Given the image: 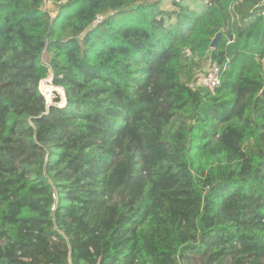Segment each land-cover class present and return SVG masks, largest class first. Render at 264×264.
<instances>
[{
  "label": "trees",
  "instance_id": "obj_1",
  "mask_svg": "<svg viewBox=\"0 0 264 264\" xmlns=\"http://www.w3.org/2000/svg\"><path fill=\"white\" fill-rule=\"evenodd\" d=\"M46 1L0 0V264H264V0Z\"/></svg>",
  "mask_w": 264,
  "mask_h": 264
},
{
  "label": "built area",
  "instance_id": "obj_2",
  "mask_svg": "<svg viewBox=\"0 0 264 264\" xmlns=\"http://www.w3.org/2000/svg\"><path fill=\"white\" fill-rule=\"evenodd\" d=\"M104 16L100 15L97 21H101ZM222 66L219 63L214 62L207 71L199 74L197 85L206 86L211 90H214L221 82Z\"/></svg>",
  "mask_w": 264,
  "mask_h": 264
},
{
  "label": "rangeland",
  "instance_id": "obj_3",
  "mask_svg": "<svg viewBox=\"0 0 264 264\" xmlns=\"http://www.w3.org/2000/svg\"><path fill=\"white\" fill-rule=\"evenodd\" d=\"M196 1H197V0H196ZM197 2H198V1H197ZM45 7H46V9H48V10H52V8H53L52 4H51L50 1H48V0H47L46 3H45ZM211 65H212V64H208V65L206 66V68H205L204 71H207V70L210 68ZM40 88H41V90L43 89L42 91H44L48 96L51 95L52 92H53L55 89H57L58 91H54V92H53V95L50 97L49 102H50V103H55V102H54V99L59 95L60 98H61V100L58 102V105H63V104L65 103V96H64V93H63V88L55 86V85L52 83V79H51V77L48 76V78L44 79V80L41 82V84H40ZM50 91H51V92H50ZM47 101H48V100H47Z\"/></svg>",
  "mask_w": 264,
  "mask_h": 264
},
{
  "label": "water",
  "instance_id": "obj_4",
  "mask_svg": "<svg viewBox=\"0 0 264 264\" xmlns=\"http://www.w3.org/2000/svg\"><path fill=\"white\" fill-rule=\"evenodd\" d=\"M220 36H221V34L219 33L216 37H215V39L213 40V42H212V47L214 48V47H216V45H217V43H218V41H219V38H220ZM49 77H51V79H52V82H53V72H52V70H50L49 71V75H48ZM44 80V79H43ZM42 80V81H43ZM41 81V82H42ZM41 82H40V84H41ZM40 90H41V88H40ZM43 90V89H42ZM41 90V92L46 96V98H47V100H48V107H50L51 105H52V103H50L49 102V99H50V97L53 95V92L54 91H58L57 89H55L53 92H52V94L51 95H47L44 91H42ZM63 93H64V96H65V103L63 104V105H65L66 104V95H65V90L63 89ZM63 105H60V106H63Z\"/></svg>",
  "mask_w": 264,
  "mask_h": 264
}]
</instances>
